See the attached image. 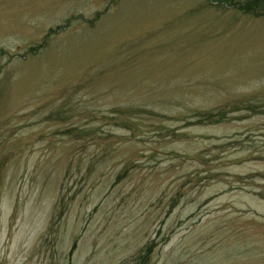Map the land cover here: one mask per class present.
I'll list each match as a JSON object with an SVG mask.
<instances>
[{
    "label": "rangeland",
    "instance_id": "rangeland-1",
    "mask_svg": "<svg viewBox=\"0 0 264 264\" xmlns=\"http://www.w3.org/2000/svg\"><path fill=\"white\" fill-rule=\"evenodd\" d=\"M228 1L0 0V264H264V146L192 138L264 86Z\"/></svg>",
    "mask_w": 264,
    "mask_h": 264
},
{
    "label": "crops",
    "instance_id": "crops-1",
    "mask_svg": "<svg viewBox=\"0 0 264 264\" xmlns=\"http://www.w3.org/2000/svg\"><path fill=\"white\" fill-rule=\"evenodd\" d=\"M263 91H264V86L257 89V91H255L254 93L252 92V94H247L245 92L244 94L242 93L244 96H240L241 105H245L247 104V102H249L248 96L256 97L258 95L257 97H259V99L257 100L259 101V105L256 104L257 107L253 108V111L254 112L256 111L255 113L253 111H251L253 113H250L247 109L240 110L241 112L238 114V115H242L241 116L242 124L240 126L236 124H235L236 127H232V125L227 126L226 124H224V121L212 122L211 120L207 119L204 120L207 121L204 124L198 123L191 126L194 127L195 129H204L206 130L207 133L205 134L203 133L202 136L193 135L192 138L195 137L199 140H202L204 147L206 144L208 146V142L210 143V140L212 138H218V140H220V142H223L222 144H224L228 142L227 139L230 137H236L238 139L241 138L242 139L241 141H243L245 144H248L249 145L248 149L251 150L255 149V147L259 145L264 146V92ZM218 118L219 116L218 117L216 116L215 120ZM233 119L237 121V118H233ZM238 129L241 132L233 131ZM222 138L225 139L222 141ZM208 149L209 147L206 148V150ZM258 150L259 147L256 148V153L258 152ZM248 154L249 156L247 157L250 158V153L248 152ZM258 159L259 158H257V160ZM257 181H260L262 184L252 186L255 188L249 189L246 193H245V188H239V189H241V191L246 194L247 199L249 201H252L253 203L257 204L259 207H264V178L258 176Z\"/></svg>",
    "mask_w": 264,
    "mask_h": 264
},
{
    "label": "trees",
    "instance_id": "trees-1",
    "mask_svg": "<svg viewBox=\"0 0 264 264\" xmlns=\"http://www.w3.org/2000/svg\"><path fill=\"white\" fill-rule=\"evenodd\" d=\"M231 1L232 0L228 1V3ZM237 6L241 10H245L252 17L264 16V0H250L242 5L237 4ZM197 121H204V118H201ZM148 250H150V248Z\"/></svg>",
    "mask_w": 264,
    "mask_h": 264
}]
</instances>
